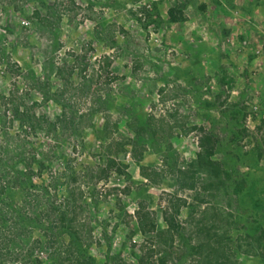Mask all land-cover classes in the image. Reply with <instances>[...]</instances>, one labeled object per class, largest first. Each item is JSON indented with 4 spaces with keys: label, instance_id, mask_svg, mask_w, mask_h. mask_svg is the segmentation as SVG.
Here are the masks:
<instances>
[{
    "label": "rangeland",
    "instance_id": "374dc122",
    "mask_svg": "<svg viewBox=\"0 0 264 264\" xmlns=\"http://www.w3.org/2000/svg\"><path fill=\"white\" fill-rule=\"evenodd\" d=\"M0 264H264V0H0Z\"/></svg>",
    "mask_w": 264,
    "mask_h": 264
},
{
    "label": "crops",
    "instance_id": "0c3cea01",
    "mask_svg": "<svg viewBox=\"0 0 264 264\" xmlns=\"http://www.w3.org/2000/svg\"><path fill=\"white\" fill-rule=\"evenodd\" d=\"M188 9V8H187ZM186 9V10H187ZM193 19V18H192ZM195 20V19H194ZM194 20H187V21H185V22H183L182 23V27H184L185 26V28H187V27H189V25H191V23H193L194 22ZM194 40V39H193ZM190 45V44H189ZM204 45H199L198 44V42L196 41V44L195 45H190V47H194V48H197V47H203ZM194 48L193 49H187V50H189V53H190V58H191V60L193 61L195 58H197V57H201L202 56V52L200 53V51H198V50H196V54L194 53ZM186 56H188L187 54H186ZM189 58V57H188Z\"/></svg>",
    "mask_w": 264,
    "mask_h": 264
},
{
    "label": "trees",
    "instance_id": "16d2710c",
    "mask_svg": "<svg viewBox=\"0 0 264 264\" xmlns=\"http://www.w3.org/2000/svg\"><path fill=\"white\" fill-rule=\"evenodd\" d=\"M209 155L208 154H198L196 160H195V165H199V168H202L204 166H209V165H216L215 162L212 164L211 161L209 160Z\"/></svg>",
    "mask_w": 264,
    "mask_h": 264
},
{
    "label": "built area",
    "instance_id": "2783aa9c",
    "mask_svg": "<svg viewBox=\"0 0 264 264\" xmlns=\"http://www.w3.org/2000/svg\"><path fill=\"white\" fill-rule=\"evenodd\" d=\"M140 4H142L143 6H145V2H141ZM153 42L156 43V46H160L161 45V40H159L157 37L153 38Z\"/></svg>",
    "mask_w": 264,
    "mask_h": 264
}]
</instances>
